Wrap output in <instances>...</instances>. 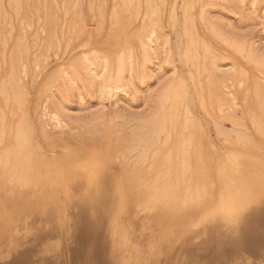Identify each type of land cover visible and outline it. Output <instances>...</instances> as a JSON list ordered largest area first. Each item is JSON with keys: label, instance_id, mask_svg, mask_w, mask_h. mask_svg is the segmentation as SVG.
Returning a JSON list of instances; mask_svg holds the SVG:
<instances>
[{"label": "rangeland", "instance_id": "374dc122", "mask_svg": "<svg viewBox=\"0 0 264 264\" xmlns=\"http://www.w3.org/2000/svg\"><path fill=\"white\" fill-rule=\"evenodd\" d=\"M144 1L140 0V5L143 4V7ZM153 3L160 9L158 18L156 16L146 20L141 19L143 16L135 18L132 13L133 8L131 6L128 8V12L132 13L133 33L125 37L120 33L114 36L116 26L111 21L121 4L119 0H0V155L10 147L19 146V132L23 133V136L33 138L47 159L72 157L75 151L85 153L77 177L80 171L81 175L74 180V184H65L58 192L57 201L49 205L45 212H37L39 207L27 212H31L29 213L31 219L30 216H26V220L29 217V223L35 221L30 223L32 227L35 226L33 231L39 229L42 224H50L56 218L63 222L69 219L68 221L71 222L67 221V223H72L80 220L77 218L80 217L85 222L91 223L92 209L103 218L102 226L105 231L107 230L105 234H110L112 223L113 225L117 223L122 229H126L123 233L127 249L131 250L135 246L145 247V244L149 247L155 246L160 238L161 241L164 239L165 231L169 230L170 243L174 240L173 244H181L180 246L183 244V247L190 249L192 247L191 255L195 263H206L210 256L221 255L226 246L237 241L241 230L253 227L261 214H264V206H261L264 202L255 203L259 206L254 204L249 212H242V216L224 209L226 200L223 198H225L226 186L220 177V165H214L213 168L210 183L214 186V194L208 195V199H211L207 201L206 211L201 217L194 216L197 218L189 219V223L193 219L198 220L196 222L193 220L189 224L185 219L188 225L179 222V225H174L175 228H171L170 225H165L167 227L163 225L162 228V224L161 226L158 222L155 224V220L151 219L152 217L144 210H139V206L133 205L134 208L139 207L135 208L137 209L135 211L132 204H128L132 201L127 197H125L126 202L129 201L126 206H131L129 207L131 212L125 206L126 211H121L122 213L118 210L119 207L115 209L116 211L103 213L107 209L104 196L107 194L114 201L121 196L122 191L116 181L115 173L119 169L120 161H125L124 149L133 153L142 149L144 159L148 160V163L141 168L150 170V160L154 158L156 150L162 144V139L166 137L165 133L152 135L151 131L154 130L151 129H155L158 125L155 124L162 118L163 111L169 107L168 98L175 92L173 86L177 78H182L186 86L184 93L186 101L181 102L182 105L184 104L182 108H186L187 103L186 106L190 108L191 114L198 118L200 125L202 122L203 139L208 146L206 149L209 157L216 156V159L220 160L228 150H237L238 153L256 151V154L264 157V105L262 104L264 101L259 96L260 100H258L257 95L255 97L253 93L257 80H261L263 86L261 92H264V0H160L162 6L159 0ZM184 4L190 5L189 9H183ZM121 10L124 20L128 12ZM26 12L29 15H27L28 19L30 17L33 23L27 34L22 37L20 24ZM170 16L174 19L172 20ZM46 17H50L53 34L50 43L44 45L42 44L44 34L40 31V25ZM182 20L188 21L191 31L187 28V33L184 32L186 30L182 27L187 26H183ZM150 31L151 41L147 40ZM140 40H143L145 46L139 42ZM37 53L42 55L40 54L36 62L34 58ZM85 55L90 56L92 61H98L96 63L97 65L99 63L100 70H96L93 82L83 86L81 82L82 85L73 80L69 67ZM118 57L121 59L118 61L121 64L115 66L118 65L116 62ZM22 63L25 64V72L22 70ZM113 65L118 68H116L118 76L112 75L115 69ZM102 66L103 69L107 67L103 70ZM236 70L246 72L247 82L242 86L239 95L233 99L225 115L215 120L209 117L204 109V98L198 94L196 86H201L202 81L208 86L213 81L232 83L231 72ZM62 74L64 85H60L58 81V75ZM102 80H109L119 85L115 96L106 98L107 93L102 88ZM255 102L259 103L261 108L258 113L249 106L250 103ZM44 111L58 117L59 114L61 115L59 118L63 122V132H56L51 128V124L48 125L46 117L43 116ZM143 130H150V135L147 134L150 138L146 142H142V138L140 140V132ZM103 137L110 146L115 149L117 147L116 151L120 147L119 152L115 151L117 154H113L112 160H109L103 151L101 141ZM92 153L99 156L101 161L99 166L93 167L88 162ZM128 165L134 169L139 166L133 161H129ZM90 176L93 177L92 180ZM94 178L96 184L99 183L101 186L94 184ZM85 184H92L93 188L88 186L92 189L91 196L88 192L90 189ZM95 186L101 187L96 188L99 191L96 189L93 191ZM94 192L100 193L95 195ZM93 194L97 199L98 196L101 198L99 199L101 205L98 204L100 207L96 206L97 199ZM213 196L214 199L217 196L216 200H213ZM80 198L86 200L82 199V201ZM217 199L220 202L219 200L217 202ZM221 199L225 201L222 203ZM94 200L96 202H93ZM79 202H82L81 205ZM57 206L60 207L62 214L57 211ZM79 206H82L83 211ZM113 211L116 213L113 214ZM52 213L56 216L51 217ZM86 214L88 219L84 216ZM43 216L50 223L41 221ZM131 229L136 231L130 232ZM173 230L181 234L174 233ZM157 233L162 234V237ZM68 234H65L62 243L66 238L67 241L63 246L70 247L71 250L76 240L74 236ZM151 234L155 235V238L150 237ZM140 238L143 239L142 242L137 241ZM69 242L73 244L70 245ZM165 243L168 244L166 241ZM111 245L112 250L115 246ZM120 258L117 256L118 261ZM201 258H205L206 261ZM127 262L124 261L126 264Z\"/></svg>", "mask_w": 264, "mask_h": 264}, {"label": "bare ground", "instance_id": "6f19581e", "mask_svg": "<svg viewBox=\"0 0 264 264\" xmlns=\"http://www.w3.org/2000/svg\"><path fill=\"white\" fill-rule=\"evenodd\" d=\"M119 1L121 4L118 6L116 13L111 20L113 25L116 26L115 30L113 29L114 36H117L120 33L126 37L127 34L133 33L132 13L135 18L143 16V18H141L143 20L150 19L154 16L157 17V14L160 13L158 11L160 9H158L156 4L153 3L156 0H145L144 7L143 4L140 5V0ZM161 4L163 5L162 2ZM130 6L133 8L132 13L128 12V8ZM189 6L188 4L186 6L184 4L183 9H189ZM121 9L128 12V16L124 20L121 15ZM26 13H24V17L20 24V28L22 29V37L27 34V30L32 26L33 23L30 17L28 19V13ZM170 18L172 17L170 16ZM187 18L185 19L188 20L189 18ZM173 19L174 18H172V20ZM170 20L171 19H169V21ZM182 22L184 23V25L182 23L183 26H187L186 28L182 27L183 30L190 28L188 21L184 22L182 20ZM187 30L184 32L187 33ZM191 30L192 28H190V31ZM40 31L44 34L42 44H49L53 34L50 17L43 19L40 25ZM186 33L183 34L186 35ZM151 34L152 32L150 31L149 36H147V40L149 41H151ZM142 41L140 40L139 42L142 43ZM139 42L138 44H140ZM142 44H140V46H142ZM186 44L187 43H185V45ZM104 46L106 47V45ZM40 54L42 55V53ZM40 54L37 53L34 61L37 62V58L40 56ZM89 57L90 56L86 55L81 56L75 64H72L69 67L73 80H76L77 83L81 82L83 86L89 85L91 82H93L95 78L94 75H96V70H100L98 67L99 63L98 65L96 63L98 61H92V59ZM119 58L120 57H118L117 60L115 59L116 62L121 60ZM117 64L118 65L115 66H119L121 63L118 62ZM92 65H94V67H92ZM103 66L101 67L102 69ZM21 67L25 72L24 63L21 64ZM115 69L112 73L113 76L117 75L116 71L118 68L116 70ZM245 73L246 72L241 70L231 72L232 79L230 80H233L232 83L228 82L224 84L222 82L215 83V81H213V83L208 86L204 81H202L201 86H196L198 94L204 98L203 107L207 111L208 115H210L209 117L217 120L225 115L230 107V104L233 102V99L239 95L242 86H244V84L247 82V76ZM63 77V74L58 75V81L60 85H62L64 82L62 79ZM111 79H114V77ZM101 83L102 88L106 90V98L115 96L116 90L119 88L118 84H115L109 80H102ZM174 85L173 91L175 92L171 93L172 95L170 94L171 96L169 95L170 98H168L169 107L165 108L163 111L162 118L158 120V123L155 124H158L155 129H151L154 130L151 131L152 135H155L156 133H165L166 137L162 139V144L156 150L154 158L150 160V170L141 168L142 165L148 163V160L144 159L142 149H140V151L137 153H133L132 151L126 152L125 149L124 151L122 150L125 154L124 160L126 161L129 159L127 161L128 164L129 161H133L138 163L139 166L134 169L133 167H130L127 162L124 163L125 161H120L121 163L119 164V169H117L118 171L115 173V178L119 183L120 191H122L120 192L121 196L117 199V201L115 200V203L112 197L110 198V196L105 194L106 196L104 197H106L105 203L107 205V209H105L106 212L103 213L107 214L108 212H112V210H115L117 207L120 208H118L120 212H125L126 210L124 208L126 207H128L130 211L131 206H126L127 202L129 201L127 200L126 202V199L128 198L132 201L128 202V204H132V207L133 205L139 206V210H144L148 216L152 217L151 219L155 220V224L156 222H158V224L160 223V226L162 224V228L163 225L164 227H167L165 225H170L171 228H175L176 226L174 227V225H179V222L184 224L187 222L189 223L190 218L192 219L194 216L201 217L206 211L205 207L208 205L207 201L211 199H208V195L214 192V186L210 183L214 165H220V177L223 179V182L226 186V192L223 191L225 193V198H223L222 195H219L226 200H223L225 201L224 209L226 211L232 213L237 212L241 215V213L244 211L249 212L250 208L254 206L255 203L264 202V157H261L262 155L259 156V154H256V151H245L244 153H238L237 150L226 151V154H224L225 156H222L220 160L216 159V156H214L216 154L213 155L214 157H209L207 153L208 146H206L207 144L203 139L204 131H202V122L200 125L198 118L196 119V117L191 114V110L189 107H187V103L185 104L186 108H182L184 104L182 105L181 102L184 103L186 101L184 100L186 98H184V93L186 90L185 82L182 78H177V81H175ZM262 87L261 80H257L253 93L255 97L257 95V99L259 96L260 99L264 101V92H261ZM207 97H209V100H207ZM253 97L254 96L252 95V98ZM259 103H250L249 106L258 113L259 109H261ZM262 104L264 105V103ZM43 116L46 117L44 118L46 119L47 123H49L48 125L51 124L50 126L52 129L54 128L56 132H63L64 127L63 122L59 118L61 117L60 114L58 117L53 113L47 114V111H44ZM148 133L150 135V130H143L140 132V140L142 138V142L148 141L150 138L149 135H147ZM18 134L20 135L19 146L17 148L10 147L5 153L0 155V264H126L124 261H128L127 264H264V214H261V217L258 219V221L256 220L257 223H254L255 225H253V227L248 225L250 228L246 227L245 229L241 230L237 241L232 245L226 246L222 250L221 255L210 256V259H207L208 261L206 263H195L193 260V255H191L192 247L190 249L189 247H183V244L182 246H180L181 244L179 243V245L176 243L173 244L174 240L170 243L168 239L170 234L169 230L165 231L166 234L164 235V239L162 238V241L164 242H162L160 238L157 243L153 242V244L155 243V246L149 247L147 244H145V247L135 246L131 250L127 249L125 235L123 233L126 229H122L117 223V225H113L112 223V228L109 232L110 234L107 232L109 235H111L109 237V235L105 234L107 230L105 231L102 226L104 223L103 218H100L101 216L98 213H94V210L92 209L90 211L92 220H89L91 223H87V221L85 222L80 217H77L80 220L72 223H67L69 220L68 218V220L65 222H63V220H59L58 218H53L54 220H52L50 223L47 221L46 217L43 216L44 219L42 217L41 221H44V223L48 222L50 224H42V226H40L41 223H39L40 228L35 229L36 231L34 230V232L32 229L35 228V226L32 227L30 223H34L35 221L32 220L33 222L29 223V217L27 218L28 220H26V216H30L29 213H31L27 212L30 210H35L36 207H39L37 212H45V209H47L49 205L54 203V201H57L56 199L58 198V192H60L65 184H74V180L78 178L79 175H81L80 171L77 177V173L80 170V164L83 162V158L85 159V153L82 151H75L72 157L63 156L62 158L57 159H47L44 157L45 155L43 154L41 148L33 138H30L27 135L23 136V133L20 132ZM101 141L103 144V151L106 153L105 156L108 157L109 160H112L113 154L115 153L117 147L115 149V147L110 146L104 137L101 138ZM119 149L116 152H119ZM122 151L120 150V152ZM98 157L99 156L97 154L92 153V156L90 159H88V162L93 167L99 166L98 164H100L101 161ZM109 171L110 170H108V172ZM94 175L95 174L92 176ZM96 178L98 181L99 179L97 175ZM96 178L93 180L94 184H96ZM92 179L93 177H91V180ZM78 182L79 181H77V183ZM92 184L85 185H87V187L89 186L93 188L91 186ZM97 184L98 186L100 185L99 183ZM97 187L95 186L93 191H95ZM91 188L88 190L90 196L92 194ZM100 188L101 187L97 189ZM97 189L96 191H99ZM98 193L100 192H94L95 195ZM94 194L93 196H95ZM93 196L92 199L94 198ZM82 197H84V195ZM98 198L101 199L99 196ZM212 198L213 200H216L217 196H215V199L214 196ZM80 199L82 200L84 198ZM99 199H97V204L95 203L96 206L98 204L101 205ZM218 200L219 199H217V202ZM223 201L221 199L222 203ZM85 202L87 203V201H84V203ZM93 202L96 201L94 200ZM93 202L91 204H93ZM81 203L79 205H81ZM99 205L98 207H100ZM82 206H79L81 207V210ZM88 206L90 207L91 205ZM261 206H264V204ZM98 207L96 210L99 209ZM57 208V211H60V207L57 206ZM131 210L134 213L133 209ZM135 211H137V209ZM258 211L256 213H258ZM60 212L62 214V211ZM87 212L89 213V211ZM260 212L262 213V211ZM53 213L51 214V217ZM57 213L59 212H56V214ZM115 213L113 211V214ZM87 215L88 214L84 216ZM53 216L55 217L56 215L54 214ZM232 216L233 215H231V218ZM193 220V222L198 221L195 219ZM192 221H190V223ZM175 230H173L174 233L178 232ZM134 231L136 230L131 229L130 232L134 233ZM162 231L160 232L162 233ZM102 232L104 233L101 234ZM66 233H69L70 236H74L76 240L73 242V237L72 242L75 243V245L71 247V250L69 249L70 247L68 248L64 245L66 247L65 248L63 246V243L67 241L66 238L62 243V239L65 237ZM179 233L181 234V232H178V234ZM162 234L159 235L162 237ZM150 237L155 238V235L151 234ZM177 238L179 239V236ZM139 240L142 242L143 239L140 238L137 241ZM165 241L168 242V244L165 243ZM70 243L71 242H69V244ZM225 243L228 242L225 241ZM111 244L115 246L112 250ZM220 244L223 245L222 242ZM132 245L131 247H133ZM124 251H126L125 253L127 254H125ZM94 253L96 254L94 255ZM117 256L121 257L119 261L117 260ZM93 258H96V260ZM203 259L201 258V260Z\"/></svg>", "mask_w": 264, "mask_h": 264}]
</instances>
